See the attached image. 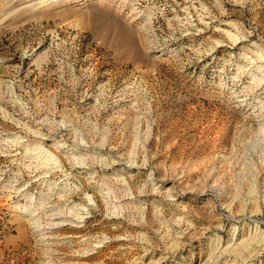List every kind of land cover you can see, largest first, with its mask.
<instances>
[{
    "label": "rangeland",
    "instance_id": "rangeland-1",
    "mask_svg": "<svg viewBox=\"0 0 264 264\" xmlns=\"http://www.w3.org/2000/svg\"><path fill=\"white\" fill-rule=\"evenodd\" d=\"M0 264H264V0H0Z\"/></svg>",
    "mask_w": 264,
    "mask_h": 264
},
{
    "label": "bare ground",
    "instance_id": "bare-ground-1",
    "mask_svg": "<svg viewBox=\"0 0 264 264\" xmlns=\"http://www.w3.org/2000/svg\"><path fill=\"white\" fill-rule=\"evenodd\" d=\"M96 15H99L101 18L103 17V15H106L104 12H101V11H97L95 13ZM102 15V16H101ZM141 15V14H140ZM35 216V215H34Z\"/></svg>",
    "mask_w": 264,
    "mask_h": 264
}]
</instances>
